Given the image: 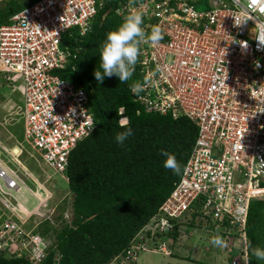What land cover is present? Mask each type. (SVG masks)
Masks as SVG:
<instances>
[{
    "label": "built area",
    "instance_id": "obj_1",
    "mask_svg": "<svg viewBox=\"0 0 264 264\" xmlns=\"http://www.w3.org/2000/svg\"><path fill=\"white\" fill-rule=\"evenodd\" d=\"M98 3L36 0L0 25V89L21 97L18 110L12 111L11 105L9 114L21 115L25 143L65 180L71 149L95 124L85 89L55 73L78 52L61 47V37L71 27L83 35ZM198 5L199 0H126L114 11L123 17L135 8L144 13L141 27L146 32L157 26L163 34L156 45H140L132 76L133 82L143 84L161 68L136 95L144 110L185 116L197 127L179 180L142 233L170 230L186 213L191 219L197 213L229 250L236 239L242 241L238 257L223 264H248L244 237L251 202H263L264 221V0H207L205 7ZM0 126L6 128L1 121ZM14 143L8 146L0 139V153L18 165L24 146L16 139ZM8 166L0 157V255L24 254L39 262L48 254L45 238L33 232L39 224L28 230L25 224L34 213L40 223L58 222L47 204L27 212L19 198L24 182ZM132 255L129 248L126 258Z\"/></svg>",
    "mask_w": 264,
    "mask_h": 264
},
{
    "label": "trees",
    "instance_id": "obj_2",
    "mask_svg": "<svg viewBox=\"0 0 264 264\" xmlns=\"http://www.w3.org/2000/svg\"><path fill=\"white\" fill-rule=\"evenodd\" d=\"M35 1H0V25ZM125 1L99 0L100 6L98 3L97 12L83 35L78 27H71L61 37V47L78 52L55 73L85 89L95 124L91 134L70 151L63 173L67 180L56 172L73 195L72 219L66 221L62 212L55 219L57 225L44 221L38 229H33L44 238L54 234L55 242L48 246L43 260L33 262L24 254L12 258L0 255V264H109L116 256L126 255L132 242L154 243L157 250L166 238L171 237L174 243L179 234L177 226L170 233L159 228L153 233L150 230L142 233V228L157 213L181 175L163 166L160 150L175 155L183 169L196 138V126L186 117L146 112L130 90L135 83L133 78L120 83L115 76L105 77L101 83L94 76L100 64V45L123 18L115 14V8ZM205 5L207 0H199L197 7ZM119 107L124 108L123 115L133 132L123 146L115 140L116 133L124 130L118 122ZM262 211L263 202H251L245 230L253 247L263 248ZM196 215L192 213V217ZM197 227L214 233L208 231L210 225L200 222ZM133 254L139 256L140 252ZM247 258L248 264H263L250 255V249Z\"/></svg>",
    "mask_w": 264,
    "mask_h": 264
},
{
    "label": "rangeland",
    "instance_id": "obj_3",
    "mask_svg": "<svg viewBox=\"0 0 264 264\" xmlns=\"http://www.w3.org/2000/svg\"><path fill=\"white\" fill-rule=\"evenodd\" d=\"M22 1L25 2L27 0ZM203 7L204 6H200L197 8ZM20 104L21 97L18 92L11 93L5 88L0 89V121L6 127L3 130L0 126V128H2L0 129V135L2 136L1 140H3L5 144L13 146L16 143H14V141L17 138L19 141L23 142L24 146V148H21L19 155V166L21 171L19 169L16 170H18L19 176L23 178L24 183H22V186L26 188L27 191L21 192L19 198L27 201L25 204L29 207L27 209V212L29 213L36 211L37 208L42 206V204H47L48 209L53 208V218L57 219V216L65 211V215L68 218H71L70 201L72 200L73 195L68 191L67 185L59 180L56 172L47 168L39 154L23 140L21 115L14 112L9 114V111L11 110L9 108L11 105H13L12 111H17V106ZM5 118H12V120L9 123H4ZM10 134H13V137L10 136ZM0 157L9 165L8 167L11 168L15 166V164H13L12 161H9L4 154L0 153ZM35 190H37V195L34 196L31 191L35 193ZM38 197L41 198V200H38ZM39 202L40 204L38 207L34 209L33 207ZM35 214L36 213L32 214L27 224H25L27 228H32L34 225H41L43 223H40V215ZM187 216H189V213H187ZM183 225L184 229L179 231L173 245L170 246L173 251V256L143 251L138 257L135 256L134 258H130L133 259L134 262L131 264H223L228 259L229 248H217L211 244V238L217 234H209L204 229H200L201 227L190 226L187 223H184ZM36 228L38 229L39 225ZM53 235L54 234L51 233L48 237H45L44 243L46 248L54 244L55 238ZM242 249V241L236 239V243L232 248L231 253L234 254V257H238ZM180 254H184L185 256L190 255V258L181 259ZM199 259L201 261H196ZM109 264L129 263L127 261L122 262L120 259H113Z\"/></svg>",
    "mask_w": 264,
    "mask_h": 264
},
{
    "label": "clouds",
    "instance_id": "obj_4",
    "mask_svg": "<svg viewBox=\"0 0 264 264\" xmlns=\"http://www.w3.org/2000/svg\"><path fill=\"white\" fill-rule=\"evenodd\" d=\"M134 3H135V0H130V4H134ZM143 15H144L143 12L138 11L135 8H133L130 12L123 15L121 22L116 26L115 29L109 31L106 34V39L100 45V48H99V58H100L99 59V61H100L99 68L94 71L95 79L98 82L102 83L103 80L105 79V77L111 78L113 76L117 77L119 79L120 83L128 82L132 78V76L135 72L136 64L138 63V59H139V55H140V45L142 43L143 44L156 45L163 39V34H162V31L159 27L153 26L150 32H146L141 27V25L143 23V19H142ZM260 43L264 44V42H260ZM257 67H259V64H257ZM160 71H161V68L159 66H157L155 71L149 73V75L144 79L143 84L139 83V82L133 83L130 86L131 92L135 95H139L141 92H143L145 90V87L152 82L153 77H155V75L157 73H159ZM119 108H118V110H119ZM123 110H124V108L121 110V113H119V112L118 113L120 114V118H124V120L120 123V118H119L118 122L120 124V127L123 128L124 130L117 132L116 136H115L116 143L121 145V146H123L124 142L133 134L132 129L130 127H128L129 121L127 120V117L125 115H123V113H122V112H124ZM179 117H185V116H179ZM2 135H3V133H2ZM22 135H23V133H22ZM1 138H2V136L0 135V139ZM16 140H18V139L16 138ZM19 155H20V153H18L19 163H18V165L15 163V166L13 167L14 170H16V169L20 170ZM160 155L162 157H164L163 166L166 169L171 170L174 174H177V175H179L181 173V170H182L181 165L177 161L175 155L169 153L168 151H166L164 149L160 150ZM39 156H40V154H39ZM41 159H42V157H41ZM67 161H68V158H67ZM16 172L18 174V170H16ZM19 177L23 181V178L21 176H19ZM35 183H36V181H35ZM174 187H175V185H174ZM26 191H27L26 188L21 186L20 192H26ZM35 191H37V190H35ZM23 201L25 203H27V201L25 199H23ZM65 213H66V211L63 213V216L65 215ZM70 215L72 216L71 212H70ZM191 216H192V213H191ZM152 217H151V219H152ZM63 218L66 221H70V219H72V217L71 218L70 217L69 218L63 217ZM53 219L55 220V218H53ZM191 221L194 222V225H192V226H196V227L200 223V221L196 217L195 218L192 217V219H191L187 216V213H186L182 219L180 218L178 221H176V223L173 225L172 229H175L174 227L177 226V229L180 231L181 229H184V225H183L184 223L189 224ZM55 222H58V221L55 220ZM174 222H175V220H174ZM49 223L52 224L50 221H49ZM57 224H53V225H57ZM147 224H148V222L145 224V226ZM172 229L165 230V231L170 233L169 231H171ZM137 243H139V242H137ZM137 243L132 242L129 245L130 247H128V249L129 248L133 249L132 250L133 253H139V252L141 253L143 251L144 252H151V253L157 252V253H161V254L166 255V256H171V254L173 252L170 248V245L166 244V243H169V244L173 243V239L171 237L166 238V241L162 242L160 244L159 249H157V250L154 249V243H152V244L146 243V245H141L140 247H136ZM211 244L217 248H226L227 247V242L218 234L211 238ZM244 244H245V247L247 249H250V255L251 256L255 257L257 260L264 261V248L253 247L251 242L247 239L246 235L244 237ZM231 251L232 250L229 251L228 259L226 261H229L232 258H236V257H234V254L231 253ZM135 256L138 257L137 255H134V254L132 256H130L129 258H126L127 254L123 255V256L119 255V256H116L114 259H120L122 262L127 261L129 264H131L134 262H133V259H130V258H134ZM246 260H247V257H246Z\"/></svg>",
    "mask_w": 264,
    "mask_h": 264
},
{
    "label": "crops",
    "instance_id": "obj_5",
    "mask_svg": "<svg viewBox=\"0 0 264 264\" xmlns=\"http://www.w3.org/2000/svg\"><path fill=\"white\" fill-rule=\"evenodd\" d=\"M191 254V253H190ZM180 257H181V259H186L187 257L188 258H190V255H188V256H185L184 254H180ZM198 257V256H197ZM200 259H201V257H200ZM196 260V261H201V260Z\"/></svg>",
    "mask_w": 264,
    "mask_h": 264
}]
</instances>
